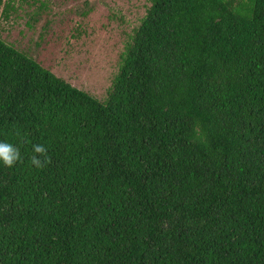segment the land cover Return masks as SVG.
Listing matches in <instances>:
<instances>
[{"label": "trees", "instance_id": "obj_1", "mask_svg": "<svg viewBox=\"0 0 264 264\" xmlns=\"http://www.w3.org/2000/svg\"><path fill=\"white\" fill-rule=\"evenodd\" d=\"M146 1L101 97L0 0V264H264V0Z\"/></svg>", "mask_w": 264, "mask_h": 264}, {"label": "rangeland", "instance_id": "obj_2", "mask_svg": "<svg viewBox=\"0 0 264 264\" xmlns=\"http://www.w3.org/2000/svg\"><path fill=\"white\" fill-rule=\"evenodd\" d=\"M49 1L50 4L45 8L47 10L39 15L30 32L32 47L37 49L36 43H40V47L34 51L36 57L43 56L54 64L63 49L55 35L60 34L64 40L67 38V50L63 53V76L95 95L104 96L117 68L116 58L123 33L132 27L136 16L143 14L144 4L148 2L135 0L136 6L132 7L129 0H87L86 3L84 0ZM34 6L29 10L23 5L18 10L22 21L26 20V12H32ZM107 10L115 12L116 18H108ZM119 17L123 20L119 21ZM47 22L50 27L45 32ZM19 27L23 28V25L17 24L13 30ZM76 28L80 30L81 37L72 40L69 34ZM11 37L19 38L14 31Z\"/></svg>", "mask_w": 264, "mask_h": 264}, {"label": "clouds", "instance_id": "obj_3", "mask_svg": "<svg viewBox=\"0 0 264 264\" xmlns=\"http://www.w3.org/2000/svg\"><path fill=\"white\" fill-rule=\"evenodd\" d=\"M33 151L36 155L31 157V163L36 168H43L48 162H50L46 146L39 144L33 145ZM0 161L9 168L16 163L21 162L22 156L19 148L9 142L0 141Z\"/></svg>", "mask_w": 264, "mask_h": 264}]
</instances>
